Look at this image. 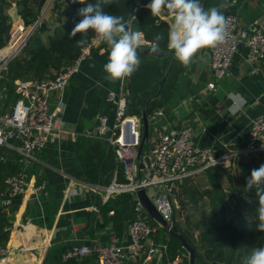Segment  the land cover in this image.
<instances>
[{
    "label": "trees",
    "instance_id": "obj_1",
    "mask_svg": "<svg viewBox=\"0 0 264 264\" xmlns=\"http://www.w3.org/2000/svg\"><path fill=\"white\" fill-rule=\"evenodd\" d=\"M46 1L15 0L18 15L25 26L33 25L37 21ZM149 1L151 0H108V3L104 4L103 0H91L94 4L100 3L106 12L123 16L125 20L135 16L133 25L144 34L145 40L153 43L155 37L160 35L162 38L158 41L159 49L169 51L167 48L169 26L165 21L151 16L150 10L146 7ZM11 3V0H0V49L6 44L9 36L11 19L7 11ZM137 3L140 6L134 12ZM201 3L207 10L225 5L226 0H201ZM82 7L84 5L73 3V0L52 1L48 19L35 28L21 52L8 63L1 76L0 85L6 89V96L13 102L17 99L13 92L16 80L41 81L53 78L62 67L77 58L82 48L76 44L80 37L77 35L70 39L69 35L81 19L78 10ZM227 14H230L229 11ZM90 38L91 35L88 39ZM182 70L184 67L172 57L151 58L149 62L140 63L139 69L130 77L128 113L138 115L142 110L149 119L154 111L161 109L170 100L176 82L183 73ZM149 145L150 134L144 147L145 151ZM95 147L103 149L101 143L98 145L96 143ZM100 152L97 157L90 156L89 164L80 170L79 175L84 182L109 187L113 172L116 171V183L124 184L126 181L122 168L111 148L106 153H102V150ZM249 156L251 155L239 156L228 169L221 167L207 169L204 176L200 175L206 182L204 187H188L185 179L175 188L174 193H178L180 205L185 206L183 211L187 215L184 222L176 221L175 214L180 212V206L178 209L175 208L173 225L194 250L195 264H247L253 249L264 246V233L257 231L256 227L258 223L256 190L254 188L246 190V181L251 171L258 169L262 163ZM0 159H2L0 190H5L6 179L16 175L21 166L18 163V154L4 146H0ZM20 197H17L9 208L12 213L15 212ZM96 207L102 224H99L98 220L91 223L87 232L90 238L111 223L113 235L121 240L127 225L136 218L134 197L131 193L114 194L103 204L97 197ZM109 213L112 215L109 216ZM11 220L12 218L0 207V247H5L8 243L12 228ZM164 233V230L159 233L161 242L164 240ZM110 234L106 233L102 237L104 243L109 241ZM21 236L12 234L9 245L21 244L23 242ZM168 236V251L171 258H175L184 250L180 249L179 243L170 234ZM77 244L81 243L70 241L51 247L43 264H94L92 256L81 261H62V255ZM182 264H188V260L185 258Z\"/></svg>",
    "mask_w": 264,
    "mask_h": 264
},
{
    "label": "crops",
    "instance_id": "obj_2",
    "mask_svg": "<svg viewBox=\"0 0 264 264\" xmlns=\"http://www.w3.org/2000/svg\"><path fill=\"white\" fill-rule=\"evenodd\" d=\"M11 1L7 11L11 23L21 22L15 0ZM42 9L40 13L45 7ZM229 13L236 15L243 26L264 24V0H232ZM156 19L165 21L168 26L172 22L168 16ZM131 26L136 30L133 21ZM245 56L246 48L240 46L230 64V77L218 82L215 90H208L206 86L212 81V75L206 49L201 50L192 66L182 70L170 100L158 109L162 111V116L154 122L148 121V149L159 135L178 130L183 124L191 128V140L195 145L242 149L247 142L250 122L264 113V61L248 64ZM107 57V45L92 49L63 93H53L50 97V107L62 122L63 130L51 133L47 145L34 154V160L27 168L31 184L19 198L15 212L4 209V213L12 218L6 247L32 250L36 260L31 253H16L8 257L7 264H43L51 247L70 241L89 243L91 239L102 240L105 233L114 236L111 223L92 238L87 232L91 223L98 220L96 198L99 197L103 204L112 196L107 194L106 189L114 181L116 183V171L109 187L87 184L79 175L80 170L89 164L90 156L97 157L100 150L102 153L110 150L105 139L107 135L98 134L97 131L99 117H106L109 125L114 121V108L106 101L107 95L112 93L128 100L127 80L121 85L105 79L103 66ZM140 59L141 63L151 60ZM230 94L238 95L243 100L242 108L237 113L229 110L233 103ZM96 143H101L103 149L95 147ZM249 158L264 164V153ZM193 178L187 179L188 187H198L191 182ZM40 183L45 184V193L33 191ZM67 189L79 192V195L66 200L64 195ZM26 227L29 228L21 236L22 243L27 242L35 247L9 245L11 235L25 233Z\"/></svg>",
    "mask_w": 264,
    "mask_h": 264
},
{
    "label": "built area",
    "instance_id": "obj_3",
    "mask_svg": "<svg viewBox=\"0 0 264 264\" xmlns=\"http://www.w3.org/2000/svg\"><path fill=\"white\" fill-rule=\"evenodd\" d=\"M139 6L137 3L134 12ZM225 17L228 18V36L225 42L215 49H206L212 75V81L206 86L208 90H215L218 82L230 77V64L240 46L246 48L245 61L248 64L264 61V24L243 26L236 15L226 14ZM130 20L133 21L132 17ZM40 22L35 21L30 26H25L22 21L11 23L8 40L0 49V74L21 52ZM151 44L146 42V45ZM101 45L103 43L95 42L91 37L89 43L81 48L77 58L62 67L53 78L14 82L13 92L17 99L10 112L0 114V146L18 154L21 170L7 178L6 189L0 190L2 209H9L14 200L29 189L31 183L27 168L33 162L34 154L47 145L51 133L63 130L62 122L50 107L51 95H61L92 49ZM5 96L6 89L3 88L0 100ZM106 101L114 108V121L109 125L106 117H99L97 131L98 134L107 135L105 139L121 166L126 181L124 184L114 181L106 191L108 195L131 193L136 218L127 225L121 240L110 235L107 243L96 238L89 240L88 245H74L62 255V261H81L92 256L94 264H182L185 258L188 260V256L181 258L177 255L171 258L168 233L146 215L135 196L136 189L144 188L162 219L173 224L174 209L177 207L173 192L177 184L203 175L211 167L231 168L239 156L264 153V113L250 122L246 145L240 150L195 145L191 140L192 130L185 124L178 130L161 134L149 149L143 150L140 157L142 168L138 171L137 155L142 132L140 114L128 113L129 102L125 97L109 93ZM160 116L162 111L156 110L148 121L154 122ZM136 172L140 174L139 182L134 181ZM148 190L152 192V197ZM33 191L45 193V184L40 183ZM77 195L79 192L67 189L64 197L68 200ZM97 218L99 224H102L99 215ZM162 230L165 233L161 242L159 233ZM16 253L34 254L24 247H0V262L7 263L8 257ZM32 258L36 260L35 255Z\"/></svg>",
    "mask_w": 264,
    "mask_h": 264
},
{
    "label": "clouds",
    "instance_id": "obj_4",
    "mask_svg": "<svg viewBox=\"0 0 264 264\" xmlns=\"http://www.w3.org/2000/svg\"><path fill=\"white\" fill-rule=\"evenodd\" d=\"M73 3L84 7L78 10L81 19L75 24L69 38L79 35L80 38L76 40L78 47L86 46L90 35L93 41L107 45L108 57L103 66L105 79L123 85L139 69L141 56L138 53L146 45L144 34L133 30L131 20L106 12L100 3L94 4L91 0H73ZM103 3L107 4L108 0H103ZM146 7L152 17L171 18L167 48L186 69L192 66L201 50L217 48L228 36V18L220 10L224 5L206 10L201 0H151ZM132 20H136L135 16H132ZM161 38L157 35L148 48L151 54L158 53ZM230 98L233 103L229 110L239 112L243 105L242 98L232 94ZM253 188L258 197L256 227L257 231L264 233V164L253 169L246 181V190ZM247 264H264V246L253 249Z\"/></svg>",
    "mask_w": 264,
    "mask_h": 264
},
{
    "label": "water",
    "instance_id": "obj_5",
    "mask_svg": "<svg viewBox=\"0 0 264 264\" xmlns=\"http://www.w3.org/2000/svg\"><path fill=\"white\" fill-rule=\"evenodd\" d=\"M232 0H226V3L222 9V14L226 15L229 11V8L231 6ZM52 4V0L48 3L47 7L41 13L39 18L37 19V22H40L41 19H43V16L46 14L47 10H49L50 6ZM150 45H145V49L142 52H139L138 54L141 56V58H163V57H172L175 58L174 53L169 51H162L159 49L158 53L151 54L148 50ZM129 90H130V78L127 79L126 83V91L127 96H129ZM140 118L142 123V132H141V139L138 147V155H137V169L138 171L142 168V165L140 163V157L143 152V148L145 144L148 141V130H149V123L148 118L144 111H140ZM140 174L139 172L135 173L134 181L139 182ZM135 196L139 203L141 204L144 212L149 217L150 220L158 223L168 234H170L180 245V249L184 250L187 253L188 256V264H195V252L194 250L186 243L182 235L177 231L175 226L172 223L166 222L162 219V217L157 212L156 208L154 207L152 201L148 198L146 195L145 189L142 187H139L135 191ZM158 196V195H156Z\"/></svg>",
    "mask_w": 264,
    "mask_h": 264
},
{
    "label": "rangeland",
    "instance_id": "obj_6",
    "mask_svg": "<svg viewBox=\"0 0 264 264\" xmlns=\"http://www.w3.org/2000/svg\"><path fill=\"white\" fill-rule=\"evenodd\" d=\"M48 1L49 0H47L46 3L44 4V7L45 8H46V4H47ZM40 15H41V13H40ZM48 15H49V11L47 10L46 14L43 16V19H41V22L42 21H46L48 19V17H47ZM2 74H3V72L0 74V79H1ZM2 89H3V87H1V85H0V92L2 91ZM13 104H14V102H13V100L11 98H9L7 96H5L4 98H2L0 100V114H2L4 112H10L11 107H12ZM151 128H152V126H151ZM191 182L194 185L198 186V187H204L206 185V182H205L204 178L201 177L200 175H198L195 178H193L191 180ZM91 189H92V191H96L93 188H91ZM98 192L101 193L102 195H104V193H102L100 191H98ZM148 194H149L150 197H152V192L150 190H148ZM173 194H174V197H175V200H176L175 202L177 204V207L176 208L178 209L179 206L181 207V205H180V198H179L177 192L176 193L173 192ZM182 201L185 202L184 200H182ZM180 207H179V211L180 212L175 214V220L182 223V222H184L187 214H186L185 211H183L185 209V206L184 207H181L182 209ZM174 212H176L175 209H174ZM185 255H187V253L185 251H183V252H181V253L178 254V256H180L181 258H184Z\"/></svg>",
    "mask_w": 264,
    "mask_h": 264
},
{
    "label": "bare ground",
    "instance_id": "obj_7",
    "mask_svg": "<svg viewBox=\"0 0 264 264\" xmlns=\"http://www.w3.org/2000/svg\"><path fill=\"white\" fill-rule=\"evenodd\" d=\"M29 227H26L25 229H26V232L25 233H21V234H15V235H25L26 233H27V229H28ZM21 244H23L25 247H27V248H33V247H35V245H29L27 242L26 243H21ZM13 247H17V246H13ZM0 263H2V262H0ZM2 264H7V263H2Z\"/></svg>",
    "mask_w": 264,
    "mask_h": 264
}]
</instances>
